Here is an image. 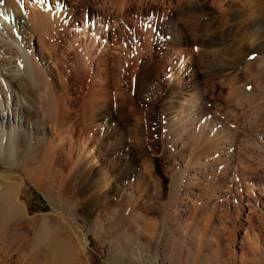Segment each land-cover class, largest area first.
I'll return each mask as SVG.
<instances>
[{"label": "rangeland", "instance_id": "1", "mask_svg": "<svg viewBox=\"0 0 264 264\" xmlns=\"http://www.w3.org/2000/svg\"><path fill=\"white\" fill-rule=\"evenodd\" d=\"M45 1L52 11L64 6L79 12L69 26L56 30L55 42L48 40L55 43L58 59L49 61L28 35L21 41L53 93L62 96L64 122L55 128L44 120L43 131L30 136L38 158L33 172L21 175L19 210L0 225V264H47L50 238L65 247L56 264H193L199 243L202 254L209 252L203 243L211 232L231 229L245 218L236 188L251 201L260 196L253 186L264 184V142L254 128L264 129V115L255 117L233 96L235 40L264 19V0H204L202 17L192 16L187 0H131L124 14L115 9L122 0H107V9L103 0ZM262 28L259 34L264 35ZM85 46L91 58L80 66L83 61L76 57ZM84 67L82 74L77 71ZM54 70L68 72L67 83ZM104 76L108 80L102 86ZM100 86L110 102L105 116L88 125L81 111ZM191 100H197L196 113ZM205 119L223 129L222 143L205 149L207 155L199 161L204 167L191 188V172L183 171L190 166L186 148L197 140ZM48 140L59 149L54 158L38 154ZM226 140L239 150L235 161L251 169L245 177L237 174L239 186L229 183ZM80 165L86 176L78 184L72 178ZM245 183L251 188L247 196ZM44 231L47 237L41 241L38 235ZM242 236L235 237L237 253Z\"/></svg>", "mask_w": 264, "mask_h": 264}, {"label": "bare ground", "instance_id": "2", "mask_svg": "<svg viewBox=\"0 0 264 264\" xmlns=\"http://www.w3.org/2000/svg\"><path fill=\"white\" fill-rule=\"evenodd\" d=\"M130 1L131 0H122V4L116 6L115 9H117L120 14L128 12V4L126 5V3H130ZM187 1L192 3L189 7L192 16L202 17L203 9L206 6L205 1ZM105 2H107V0H103L101 4L107 9V3ZM108 3L111 2L109 1ZM161 3L164 4V0H161ZM112 4L115 5L114 3ZM129 5L131 6V4ZM25 6L23 0L22 3L21 0H0V225H2L4 223L3 221L11 214L19 210L20 205L17 201V193L21 186V175L28 176L31 171L33 172L35 159L38 158L37 152L35 153L32 150L30 136L34 134L35 131L36 134H39V131L42 130V125H44L41 122L44 120L45 123L46 120L51 121L52 126L55 128L64 122V120L63 122L60 120L62 119L61 113L63 110L60 111L62 103L59 98L62 96L58 97L53 93L52 86L40 70V64L36 61L34 54L26 50L21 41L28 35L30 41L31 39L36 40L40 53L46 54L49 61L58 59L55 43L51 44L52 42L49 43L48 40L56 39L57 35H59L56 30L61 28L62 25V27L66 28L72 23L73 19L77 18L79 15L77 10L74 11L72 8L67 10V8L64 9V6L62 10L58 8L52 11L47 7V1L45 0H39L38 2L36 1L34 5ZM109 8L111 9L112 6L109 5ZM81 27L82 34L85 35L86 27ZM262 27H264V19L257 20L252 25V32H250V34L239 35L240 37L235 40L237 42L236 44H238L236 45V50H238L237 55L235 51L237 57L235 59H237L238 62L236 70L238 78L236 80L237 85L235 84L236 88L234 91L232 90L234 93L233 96L236 97V104L241 106L242 103H245L247 107H249L250 113L257 118L260 115H264V35L259 34ZM216 35L222 36L221 33ZM216 35H213L215 39L218 38ZM226 35H228V33ZM225 38L228 37L225 36ZM225 38L222 37L221 40ZM246 48L249 49L247 52L250 58L248 57V59L245 56ZM81 51L82 54H80V56L77 55L76 60L80 57L83 61L80 66H86V64L89 63V58H91L88 46L82 47ZM129 53H131V50L128 54ZM134 60L128 59V62ZM77 65H79V63ZM84 69L85 67L79 68L77 71L82 74ZM235 69L236 68H234V70ZM55 73L59 79V74H64V79L67 83V75L69 76L68 72L65 73L59 70L55 71ZM226 74L227 73H225V75ZM107 80L108 79L105 77V79L101 81L102 83L100 82L103 84L102 86H104ZM115 89L118 90V88ZM91 92L94 93H92L93 95L97 93V96L92 101L88 100L90 105H84L85 108L82 109V117H80L84 123L88 121V125H93V121L96 117L105 116V113L102 112L105 111L107 102H110V94L107 97L108 101L107 99H103V95H105L107 91L103 92L101 86L100 88L98 87V89H93ZM191 101L192 103L190 102V106L195 107L193 111L196 113L197 100ZM63 106L66 107L64 102ZM191 114L192 112H190V115ZM210 120H201V128L197 135V140L193 142L191 147L188 146L186 148L187 151H189L187 159L188 162H190V166L186 164L183 171L189 170V172H191L190 178L188 179V186L191 188L196 187L194 181L199 173L197 170L202 169L200 167H204V165L199 164V161L205 159L207 151L213 147V143L222 141L221 134L223 129L218 130L217 125L210 122ZM180 123L181 121H179V124ZM190 124L195 125L197 122ZM187 126H189V124H187ZM254 126L264 142V129H259L256 125ZM182 129H185L187 133V127L184 126ZM61 133L60 130H58L57 134L59 138H61ZM225 143L229 147L225 149L226 152L223 159L225 160V167L232 172L229 183L232 182V185H238L237 174L245 177L243 174L246 171L250 172L251 169L245 163L235 161L236 153L239 151L238 148L234 146L232 142L231 144L227 142V140ZM206 148L208 150H205ZM58 152V147H56L52 141L48 140L42 142V147L38 154L42 157L49 156L54 158L55 154ZM18 172L20 174H17ZM85 174V169L80 165L78 169L74 171L72 179L74 180V178H77L79 184V181L81 182L85 179ZM47 178L50 179L49 176H47ZM243 186L245 188L244 194L247 196L251 188H249L246 183L243 184ZM253 187H256L257 191H260L257 192L260 196H255L251 201L245 199L243 192L236 188L241 203L245 204V206L242 204L240 208V213L242 217L244 216L245 218H240V221H238L235 226H232L231 229H225L223 232L215 234L211 232L206 243L202 242L204 245H208L209 252L202 254L201 251L204 246H201L202 244L199 243L198 246H196L197 253L195 252V254L192 251V256L194 257L190 255L191 259L193 258V264H264V184L259 182V184H255ZM215 189L214 187L213 194L216 192ZM258 208L262 209L258 211ZM61 211L62 210H59L60 213ZM55 212L58 211L56 210ZM236 215L238 216L239 213H236ZM74 226L81 232L82 229L78 228V225L74 223ZM241 232L243 236L240 238V244L238 246L239 253H237V251L234 250L236 247L235 239ZM194 236L193 234L189 236L191 242H194ZM46 237V231L38 235L41 241ZM83 241L84 240H82V244L84 245ZM259 242L261 243L260 247L256 246ZM48 244L49 257L47 264H56L60 256L64 254L65 247L59 239L50 238ZM188 261L190 262V260ZM186 264L188 263L186 262Z\"/></svg>", "mask_w": 264, "mask_h": 264}]
</instances>
